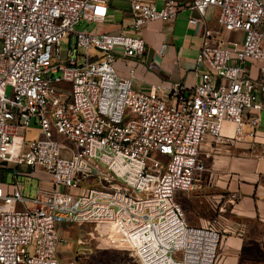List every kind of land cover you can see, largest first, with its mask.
I'll return each mask as SVG.
<instances>
[{
	"label": "built area",
	"instance_id": "1",
	"mask_svg": "<svg viewBox=\"0 0 264 264\" xmlns=\"http://www.w3.org/2000/svg\"><path fill=\"white\" fill-rule=\"evenodd\" d=\"M109 1L0 0V176L11 173L10 183L0 178V264H63L64 224L90 228L88 240H78L81 255L92 252L87 241L104 240L138 264L218 263L222 209L212 204L217 216L192 226L179 198L204 183L212 158L206 139L232 147L256 137L264 111V0H128L130 32L74 30L104 23ZM184 8L198 14L189 21L195 25L217 9L222 29L243 32V41L211 45L206 31L197 60L204 71L189 96L180 89L163 96L161 85L136 90L134 70L122 77L117 57L143 59L144 28ZM69 37L74 45L63 60ZM31 127L39 138H27ZM37 170L50 179L27 195L22 178ZM238 200L237 193L228 198Z\"/></svg>",
	"mask_w": 264,
	"mask_h": 264
},
{
	"label": "crops",
	"instance_id": "2",
	"mask_svg": "<svg viewBox=\"0 0 264 264\" xmlns=\"http://www.w3.org/2000/svg\"><path fill=\"white\" fill-rule=\"evenodd\" d=\"M187 4L190 0H179ZM117 15L114 8L117 2L109 1L108 19L96 24L95 34H118L122 31L130 32L132 22L128 0ZM159 6L161 2L157 3ZM219 11L210 8L203 23L191 24V18H198V14L188 8L181 10L172 21H155L149 23L143 30L146 41V54L141 60L117 57L116 69L122 77H129L130 70L135 72L134 88L143 93H149L154 86L161 85L165 91L163 96H170L176 89H180L185 96H189L201 82L202 66L197 60L207 30L211 31L209 43L219 45L227 40L241 43L243 32L230 33L218 24ZM251 77L260 81L258 65L248 64ZM264 101V99H262ZM252 130L249 124L245 131ZM234 126L225 123L224 133L232 135ZM211 140L206 139L203 148L211 154L208 160V172L204 183L196 187L191 196L201 200L196 214L198 226L217 216L211 205L218 203L222 209L223 227L225 235L219 249L217 264H264V111L260 113V123L255 138L246 136L232 147H211ZM10 171L2 170L1 181L10 183ZM11 177V176H10ZM31 178V177H30ZM36 185H30L33 192L41 184L48 181L50 176L37 170L34 177ZM26 191V185H25ZM26 193V192H25ZM232 193L239 195V200L231 205L228 198ZM191 212V211H190ZM191 223V222H190ZM62 235L64 234L62 227ZM66 244L61 246L60 256H63Z\"/></svg>",
	"mask_w": 264,
	"mask_h": 264
},
{
	"label": "rangeland",
	"instance_id": "3",
	"mask_svg": "<svg viewBox=\"0 0 264 264\" xmlns=\"http://www.w3.org/2000/svg\"><path fill=\"white\" fill-rule=\"evenodd\" d=\"M120 5H115L114 8L117 11V15H119V12L123 10L126 5L122 4L125 3V0H115ZM126 4V3H125ZM97 26L96 24H90L87 22H82L77 25H75L74 30L76 32L87 30L89 32L96 31ZM73 39L71 37L63 40L62 47H61V59L65 60L67 59V51L69 49L73 48ZM80 53L82 51L80 50ZM54 63H56V60H54ZM11 87H7L6 94L9 96L11 95ZM39 131L38 129H35V127H31L30 131L27 134V138L29 140L39 138ZM11 176V175H10ZM9 176V180L10 177ZM23 182L26 185V194L27 195H34L33 190H31L30 185H36L37 180H33L29 177L22 178ZM102 185H108V183L104 182ZM83 186H86L85 184ZM192 192L181 194L179 198V203L181 204L182 208L185 211L187 221L192 226H198V216L196 214V211L205 205H201V200L195 198V196H191ZM191 211V212H190ZM191 222V223H190ZM63 227V237L65 240H67V244L65 247L66 253L63 256H59V259L63 264H138L128 252L126 251H120V250H114L109 248V244L106 241H101V243L96 242H89L90 243L87 248L91 249L92 252L88 253L87 255H81L79 254L80 247L78 245L79 238L83 240H88L87 233L90 231L89 227H78L74 225H68L64 224L61 226H58V230H62ZM97 246V247H96Z\"/></svg>",
	"mask_w": 264,
	"mask_h": 264
},
{
	"label": "bare ground",
	"instance_id": "4",
	"mask_svg": "<svg viewBox=\"0 0 264 264\" xmlns=\"http://www.w3.org/2000/svg\"><path fill=\"white\" fill-rule=\"evenodd\" d=\"M103 241V240H102Z\"/></svg>",
	"mask_w": 264,
	"mask_h": 264
}]
</instances>
